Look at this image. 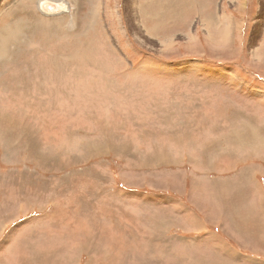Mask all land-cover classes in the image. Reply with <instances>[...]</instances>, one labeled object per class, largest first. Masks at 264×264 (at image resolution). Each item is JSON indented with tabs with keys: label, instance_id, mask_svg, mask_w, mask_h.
<instances>
[{
	"label": "rangeland",
	"instance_id": "374dc122",
	"mask_svg": "<svg viewBox=\"0 0 264 264\" xmlns=\"http://www.w3.org/2000/svg\"><path fill=\"white\" fill-rule=\"evenodd\" d=\"M263 39L264 0H0V264H150L115 237L134 210L118 194L148 190L150 157L159 179L264 186ZM211 190L229 217V190Z\"/></svg>",
	"mask_w": 264,
	"mask_h": 264
},
{
	"label": "crops",
	"instance_id": "0c3cea01",
	"mask_svg": "<svg viewBox=\"0 0 264 264\" xmlns=\"http://www.w3.org/2000/svg\"><path fill=\"white\" fill-rule=\"evenodd\" d=\"M164 119H170V122L171 115ZM155 144L150 142V149ZM161 144L169 147L178 145L181 148L182 143L176 136L171 137L168 132ZM169 147L165 152L170 154ZM184 158V155H180L177 160L181 164ZM155 161L157 164V159L150 157V173L145 174L150 184L141 182L148 190L144 189L140 195L138 193L111 194V196L118 194L120 198L123 196L125 201L131 202V209H134L130 218L131 229L129 232L125 231L129 235L123 234L120 239L121 236L115 234L121 250L124 248L131 250L133 247L128 246L133 245V250L146 249L150 251V264H170L168 261L171 259L180 261L176 264H244L248 262L264 264V255L261 258L257 245H253L254 248L248 246L252 235L258 237L257 233L250 232L253 209L261 212L263 218L257 226L264 228V186L258 183L259 185H254L251 189L247 173L238 178L209 177L208 179L192 174L181 183L172 179L176 175L174 172H172L173 175L167 172V176L165 174L163 179H159L157 176L162 170L156 168ZM160 163L165 165L164 169L168 171L180 168L175 166L178 163L168 156L160 157ZM204 185L206 191L203 194ZM213 186L217 188L216 198L224 197L226 190H229L230 200H232L227 203L229 217L223 211L221 216L214 215L213 208L208 206L210 201L206 198L210 197ZM105 194L107 195V191L104 190ZM202 196L205 197L204 202H202ZM254 200L257 204L251 202ZM124 214H128L127 211ZM258 217L261 218L260 215ZM223 218L229 221L233 230L236 228L235 232H231L232 235L228 234L222 226ZM130 219L125 220L130 221ZM9 222L6 218L0 219V238ZM110 244L111 248L115 249L116 242L113 237L110 238ZM136 244L140 247L136 248ZM124 245L126 247H123ZM179 251H184L186 254L181 255Z\"/></svg>",
	"mask_w": 264,
	"mask_h": 264
},
{
	"label": "bare ground",
	"instance_id": "6f19581e",
	"mask_svg": "<svg viewBox=\"0 0 264 264\" xmlns=\"http://www.w3.org/2000/svg\"><path fill=\"white\" fill-rule=\"evenodd\" d=\"M188 1V0H187ZM202 2V1H201ZM130 5V4H129ZM185 7H186V5H185ZM29 8V7H28ZM129 15V14H128ZM14 16V15H13ZM24 17V16H23ZM23 20H24V18H23ZM4 21V20H3ZM9 23V22H8ZM25 23V22H24ZM237 23V22H236ZM9 25V24H8ZM11 25V24H10ZM143 25V24H142ZM262 25V23H261V21H257V28H256V31H257V35H259V33H258V30L260 29V26ZM29 26V25H28ZM31 26H33V25H31ZM230 26V25H229ZM16 28V27H15ZM143 29H144V26L142 27ZM5 29V28H4ZM7 31V30H6ZM20 39H21V37H20ZM20 41V40H19ZM262 40H260V41H258V42H261ZM259 45L258 46H253L251 49H250V51H251V53L252 54H255V55H258V53L260 52V50H259ZM32 48V47H31ZM25 54V53H24ZM35 54V53H34ZM22 57V56H21ZM260 57V56H259ZM256 59V58H255ZM258 59V58H257ZM19 65V64H18ZM244 115V114H243ZM240 122V121H239ZM242 137L243 138H245V136L243 135V134H239V138L240 139H242ZM259 172V171H258ZM261 183V182H260ZM262 188V187H261ZM252 192H253V190H252ZM259 199V198H258ZM244 201V200H243ZM260 201V200H259ZM263 208V207H262ZM225 209V208H224ZM260 209V208H259ZM264 211V210H263Z\"/></svg>",
	"mask_w": 264,
	"mask_h": 264
}]
</instances>
